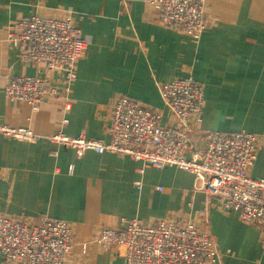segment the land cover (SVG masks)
Here are the masks:
<instances>
[{"label": "crops", "instance_id": "obj_1", "mask_svg": "<svg viewBox=\"0 0 264 264\" xmlns=\"http://www.w3.org/2000/svg\"><path fill=\"white\" fill-rule=\"evenodd\" d=\"M35 14H72L90 38L71 83L63 72L24 61L8 42V26ZM205 14L208 28L196 39L163 25L149 0H0V123L29 126L43 136L62 131L108 140L119 96L160 109L165 123L172 117L160 83L192 76L205 95L194 144L202 146L212 130L258 133L249 174L264 178V0H207ZM11 75L43 76L55 93L33 110L6 96ZM0 170V215L71 223L67 264H127L117 249H103L94 238L101 228L133 218L193 221L218 248L219 258L210 264H264L259 231L196 189L194 174L176 166L159 169L109 151L78 155L45 137L29 142L0 135ZM0 264L28 263L0 258Z\"/></svg>", "mask_w": 264, "mask_h": 264}, {"label": "built area", "instance_id": "obj_2", "mask_svg": "<svg viewBox=\"0 0 264 264\" xmlns=\"http://www.w3.org/2000/svg\"><path fill=\"white\" fill-rule=\"evenodd\" d=\"M206 1L149 0V4L163 25L198 39L208 28ZM7 30L8 42L18 48L24 61L38 69L63 72L68 83L75 79L76 64L90 44L72 14L21 17ZM159 90L172 117L169 121L163 122L160 109L122 95L111 106L108 140L62 131L43 136L29 126L7 123H0V135L29 142L45 137L74 148L78 155L86 150L109 151L159 169L176 166L189 171L195 176L196 189L218 198L226 209L237 210L243 222L259 231L264 249V178L249 174L257 159L260 134L207 131L205 143L198 147L192 137L194 125L204 113V85L188 76L162 82ZM4 91L10 100L27 102L38 110L55 88L40 75H11ZM137 187H141L140 182ZM72 238L73 227L66 220L0 215V258L6 263L67 264ZM94 240L103 249H117L127 264H210L219 258L211 235L191 220L161 219L149 224L137 218L125 219L119 227L101 228ZM86 247L83 244L84 251Z\"/></svg>", "mask_w": 264, "mask_h": 264}]
</instances>
